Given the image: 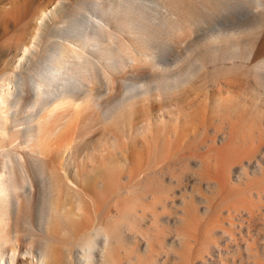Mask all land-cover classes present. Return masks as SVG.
Instances as JSON below:
<instances>
[{"label": "rangeland", "instance_id": "rangeland-1", "mask_svg": "<svg viewBox=\"0 0 264 264\" xmlns=\"http://www.w3.org/2000/svg\"><path fill=\"white\" fill-rule=\"evenodd\" d=\"M52 1L0 0V82L13 70L19 53L17 40L28 36L39 9ZM119 1L60 0L68 16L84 23L100 12L97 5L107 9L113 3L122 15L129 12L133 23L122 25L124 30L119 33L112 30L119 43L130 50L139 47L158 52L164 59L162 65L171 71L188 66L203 54L197 61L201 67H197L191 88L176 96L171 106L149 112L150 126H154L149 132H142L146 122L136 117L123 126L132 133L129 141L123 135L116 141L111 134L121 135L120 131L80 112L73 123L64 124L65 133L47 144L44 159L49 169L100 175L97 181L103 183L93 190L94 201L87 204L85 215L71 208L72 213L52 228L59 240L56 248L65 251L66 245L71 250L72 261L65 260V264H86L87 257L78 258V242L100 228L115 241L103 260L94 257V264H264V162L258 158L261 168L247 167L246 176L239 172L243 162L254 159L247 156L257 146L264 147V83L259 87L253 83L255 74L264 77V9L258 0H178V4L177 0H168L172 4L131 0L137 2L134 8L130 0ZM171 17L173 21L189 18L193 24L189 34L174 37ZM218 33L219 38L213 40L211 36ZM250 39L256 46L243 56ZM229 49L242 56L228 70L224 57ZM214 50L219 56L210 61L204 53ZM42 52L43 48L40 55ZM134 71L146 80L159 75L147 67L127 65L115 76L113 90H101L100 102L107 105L118 99L124 92L120 79L135 76ZM29 95L26 89L19 101L18 118L28 115ZM179 109L184 112L176 113ZM176 114L184 129L179 139L171 134ZM162 125H167L169 139L155 146L151 134L160 133ZM17 139H3L0 148L20 153L22 138ZM64 142L70 143V153L61 166L56 150ZM125 147L131 150L126 163L121 154ZM28 172H32L29 167ZM30 216L33 221V207ZM20 226L17 230L22 233Z\"/></svg>", "mask_w": 264, "mask_h": 264}, {"label": "bare ground", "instance_id": "bare-ground-1", "mask_svg": "<svg viewBox=\"0 0 264 264\" xmlns=\"http://www.w3.org/2000/svg\"><path fill=\"white\" fill-rule=\"evenodd\" d=\"M112 4L107 6V9L97 5L100 8L99 14L98 12L93 14L94 17L88 19V23H84L78 21L76 17L68 16L63 2L53 0L49 5L39 9L28 36L16 42L19 53L14 60L13 70L0 82V141L3 139L16 141L17 138H22V150L19 153L0 148V264H65L66 261L69 263L72 261L68 246L65 245V251L56 248L55 244L59 240L52 233V228L69 216L72 210L78 215H85L87 204L94 201L93 190L102 182L97 181L100 175L54 172L46 166L44 153L47 144H52L54 137L65 133L64 124L73 123L78 113L84 112L87 118H95L97 123L108 125V129L120 131L121 135L111 134L114 140L123 135L125 140L129 141L132 133L123 126L131 124L137 117L146 122L142 126V132L153 129L154 126H150L149 112L155 110L160 112L166 106H171L176 96L186 93L191 88L197 67H201V63L197 61L203 54L188 66L171 71L169 66L162 65L164 59L157 54L158 52L139 47L130 50L119 43L112 30L120 32L121 29L124 30L122 25L129 27L133 23L130 21L129 12L122 15L123 11H119ZM131 4L132 7L135 5L133 2ZM258 5L264 9V0H258ZM190 7L193 9L194 6ZM169 8L167 7L165 12ZM133 19L135 20V17ZM171 19L173 21L172 17ZM188 20L177 17L173 21L171 31L174 37L189 34L193 24ZM219 35L218 33L211 37L217 40ZM255 44L256 42L250 39L246 43V53H242L243 56H248ZM42 48L43 52L40 55ZM227 51L224 59L228 60V63L224 66L229 70L236 66V59L242 54L235 49ZM204 55L210 61L219 56L215 50L205 52ZM36 61L38 65L29 71L28 68ZM127 65L133 69L147 67L157 71L159 75L152 80H146L135 71L133 77L124 76V79H120L124 88L123 94L113 102L103 105L100 102L102 97L100 94L102 91L113 90L115 76H118L117 74ZM262 82L264 83V77L255 74L254 86L259 87ZM26 89L30 93L28 98L30 110L27 117L18 118L19 101L24 97ZM165 112H168V108ZM178 112L184 110L179 109L176 113ZM162 120L160 117V122L163 123ZM173 122L176 126L173 127L171 134L178 138L184 133L179 124L181 121L178 114ZM162 126L163 128L159 126L160 133L151 134L154 135L152 139L155 146L165 144V140L169 139L167 125ZM70 129L69 127L66 135ZM123 133H128L129 136H124ZM257 147L255 152L247 156L249 159L254 156V159L246 160L239 168V172L245 176L248 172L247 167L261 168L258 158L264 162L262 149L264 147ZM69 148L70 143L64 142L56 150L62 159L61 166H64L66 155L70 153ZM130 151L128 147L121 149L125 163ZM28 167L32 172H28ZM32 207L33 221L30 219ZM17 226L21 227L22 233L17 230ZM95 231L96 233L81 237L77 245L79 247H76L80 260H85L82 256L88 258L86 264H94L96 256L100 261L103 260L105 258L103 255L113 249L109 248L115 241L110 234L101 231L100 228ZM77 264L81 263L77 261Z\"/></svg>", "mask_w": 264, "mask_h": 264}]
</instances>
